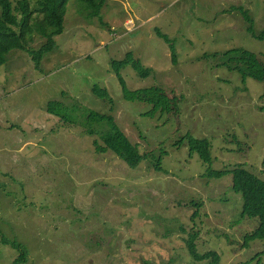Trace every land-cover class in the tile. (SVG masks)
I'll use <instances>...</instances> for the list:
<instances>
[{"label": "rangeland", "instance_id": "obj_1", "mask_svg": "<svg viewBox=\"0 0 264 264\" xmlns=\"http://www.w3.org/2000/svg\"><path fill=\"white\" fill-rule=\"evenodd\" d=\"M80 7L69 0L65 30L41 69L22 52L0 68V264L19 255L1 237L23 245L27 264H211L190 256L192 229L198 252H217L221 264H264V240L244 248L259 222L242 217L231 176L206 178L243 167L264 180V82L243 81L218 59L239 49L264 55V40L236 9L249 12L259 35L264 0H109L104 23ZM157 30L175 42L177 64ZM44 43L35 34L29 47ZM129 53L153 73L141 79L126 67L127 87H161L179 98V112L147 117L151 105L124 99L112 62ZM96 85L110 92L113 111ZM52 101L59 116L49 113ZM92 112L113 114L142 155L166 152L163 172L150 160L130 169L99 154L95 143L104 146L111 127L91 121ZM188 134L211 143L210 165L178 146Z\"/></svg>", "mask_w": 264, "mask_h": 264}, {"label": "trees", "instance_id": "obj_2", "mask_svg": "<svg viewBox=\"0 0 264 264\" xmlns=\"http://www.w3.org/2000/svg\"><path fill=\"white\" fill-rule=\"evenodd\" d=\"M82 4L80 12L87 19L99 18L103 21V10L109 0H77ZM69 0H38V8L34 9L31 0H21L17 7L13 6L11 0H0V68L7 63L8 56L12 52H22L28 54L37 69H41L44 59L56 49L55 38L63 34ZM242 12L243 18L248 22L247 31L254 38L264 40V31L257 35L254 31V22L249 12L244 8H236ZM35 34L44 38V46L39 49L29 47ZM157 35L168 44L172 62L178 63L176 44L167 35L157 30ZM218 58V55L214 56ZM219 66L229 71L237 72L243 81L247 78L258 82H264V55H257L250 51L233 50L221 55ZM131 67L141 79L151 76L153 69L145 67L143 63L134 57L132 53L126 55L125 59L113 60V73L117 76L122 87L123 97L126 101L141 102L152 106V110L145 114L147 117H155L158 113L179 112V98L170 97L161 87H150L142 90L131 91L122 76V70ZM93 92L99 98L112 104L114 99L107 89L96 85ZM49 113L58 115L61 103L52 101L48 103ZM59 116V115H58ZM65 119V117H64ZM91 121L107 122L111 129L103 135L104 146L95 143L99 154L106 155L109 152L115 154L130 169L138 168L141 163L150 160L154 169L158 173L163 172L162 158L167 154L161 152L159 157L153 153L142 155L137 145L132 144L129 138L116 123L113 114H99L92 112L89 116ZM186 146L191 155L197 154L205 165L212 163V146L208 139H197L190 134L182 138L178 146ZM226 176L232 178V190L243 198L242 217L247 219H257L258 226L246 233L244 236V248L251 241L264 240V180L247 172L243 167L223 172H213L208 170L206 178L222 179ZM191 206L199 207L201 204L191 202ZM199 216V210L192 215V220ZM194 228V227H193ZM199 238V231L192 229L186 240L188 252L196 262L209 261L211 264H221V257L215 251L201 254L197 250L196 242ZM3 245L10 246L18 252V257L14 264H27L28 253L26 249L17 241H11L1 237ZM264 254V251L261 253ZM260 254H258V257Z\"/></svg>", "mask_w": 264, "mask_h": 264}, {"label": "built area", "instance_id": "obj_3", "mask_svg": "<svg viewBox=\"0 0 264 264\" xmlns=\"http://www.w3.org/2000/svg\"><path fill=\"white\" fill-rule=\"evenodd\" d=\"M133 26H134V23H132L131 21H128V22L126 23V27H127V29H128L129 31L132 30Z\"/></svg>", "mask_w": 264, "mask_h": 264}]
</instances>
